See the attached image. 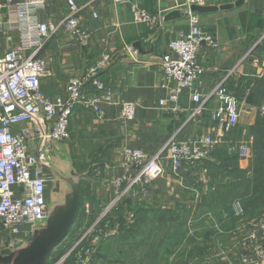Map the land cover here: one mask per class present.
<instances>
[{
	"label": "crops",
	"instance_id": "0c3cea01",
	"mask_svg": "<svg viewBox=\"0 0 264 264\" xmlns=\"http://www.w3.org/2000/svg\"><path fill=\"white\" fill-rule=\"evenodd\" d=\"M4 1L0 0V59L33 39L27 32L29 22L55 24L67 15V0H52L46 9L32 10L27 20H20L17 9ZM75 1L90 40L83 46L60 31L47 41L42 51L47 67L41 91L52 102L65 98L69 80L81 76L107 53L111 60L102 71V79L113 90V99L102 104L103 115L77 109L71 119L70 140L29 143L31 154L45 152L38 168L46 179L47 217L43 225L20 227L19 234L0 227V264L7 256L20 257L63 237L49 254L48 260L53 259L62 246L70 244L69 239L83 233L107 209L117 194L114 180L133 172L125 161L124 149H142L153 155L187 122L194 106L189 91L175 108L160 104L175 88L167 81L161 61L169 44L189 33L191 15L197 14L204 30L215 35L220 44L218 50H202L200 63L205 73L195 87L199 92L207 93L231 74L229 89L243 100L254 86L252 81L264 79V50L249 52L251 43L264 32V0H127L122 5L112 0ZM133 5L152 14V25L134 20ZM87 87L93 92L92 85ZM123 103L136 104L134 120L122 118ZM217 107V101L211 102L205 114L187 124L180 139L214 134L210 112ZM254 107V102L243 105L240 124L246 132L257 128L259 115ZM27 125L33 131L37 124ZM237 130L228 139L239 144L242 140L236 137ZM226 152L227 146H223L210 159L185 164L177 174L168 171L147 196L135 193L110 209L99 225L98 247L86 264H178L184 253L191 255L190 261L198 259L204 264H249L246 260L254 257L255 243L247 234L231 235L227 229L228 235L221 231L204 238L192 233L191 227L206 219H184L182 226L181 220L175 219L176 211L203 207L223 191L228 180L219 172L227 165ZM157 213L174 215V219L159 223L156 216L145 219ZM151 223L154 227L148 230ZM182 232L184 244L180 241ZM118 242L123 246H115Z\"/></svg>",
	"mask_w": 264,
	"mask_h": 264
},
{
	"label": "built area",
	"instance_id": "2783aa9c",
	"mask_svg": "<svg viewBox=\"0 0 264 264\" xmlns=\"http://www.w3.org/2000/svg\"><path fill=\"white\" fill-rule=\"evenodd\" d=\"M52 0H24L19 5L16 0H5V5L17 9L20 20H27L32 10L46 9ZM116 5L127 0H112ZM134 20L152 25L155 18L147 10L136 5L131 7ZM81 8L75 0H67V15L57 23L29 22L28 35L33 39L28 45L10 50L0 59V227L20 233V227L43 225L47 217L45 200L46 179L38 168L45 159L44 150L39 154L29 152V143L38 140L68 141L71 139L70 124L77 109L93 111L103 115V103H111L113 90L102 79V71L111 60L107 53L78 77L69 80L67 96L49 100L41 91V78L46 73V60L42 55L46 43L60 31L69 33L74 41L86 46L90 34L83 29L80 21ZM97 17V14L94 13ZM190 31L172 41L163 55L161 66L168 82L175 88L169 96L160 101L161 105L175 108L180 97L189 91L194 103L189 111L187 122L178 129L153 155L142 149H124L126 163L133 172L115 179L113 184L117 194L97 221L87 228L78 240L64 253H57L49 264H86L93 256L100 242L99 225L107 219L110 209L117 206L125 197L139 193L147 196L154 183L168 171L177 174L185 164L198 163L210 159L220 148L227 146L230 153H238L245 158L247 148L230 141L228 137L240 125L246 97L240 100L229 89L231 74H226L207 93L195 87L205 73L201 63L202 50H218V39L206 32L197 14L189 18ZM264 43V32L251 44L249 52L257 51ZM88 85L94 90L89 91ZM167 85H163L166 88ZM218 107L210 112L215 133L180 139L187 124L196 121L207 111L211 102ZM264 118V94L259 106L254 107ZM252 108V109H254ZM176 110V109H175ZM137 106L123 103L121 116L127 121L134 120ZM28 123L37 124L28 127ZM27 125V126H25ZM51 126L49 131L46 129ZM21 129L16 130L17 127ZM236 215L243 213L241 203L233 205ZM249 229L248 237L254 242L253 256L249 264H264V219L244 225ZM187 264H204L191 260Z\"/></svg>",
	"mask_w": 264,
	"mask_h": 264
},
{
	"label": "rangeland",
	"instance_id": "374dc122",
	"mask_svg": "<svg viewBox=\"0 0 264 264\" xmlns=\"http://www.w3.org/2000/svg\"><path fill=\"white\" fill-rule=\"evenodd\" d=\"M263 50L264 43L256 52L258 54V52L261 53ZM252 83L254 86L249 87L250 91L248 93H251L250 99H253V102L259 106L264 92V82L256 80L252 81ZM256 124L257 128H248L247 132L244 131V127L241 124V126H238L235 135L242 140L238 142L239 146L241 145L247 148V156L242 158L238 153L226 152L225 162H227V165L226 167H223L219 173L227 177V185L219 195L215 194L211 199H208V202H206L203 207L193 210L181 209L176 211L175 219L181 220V226L184 219H206L204 220V223L197 224L196 227H191L192 233L195 234L196 232L198 233V236L204 235V238H206L205 236H209L212 233H220L221 231H224V233L228 235V231L226 230L231 229V235H234L235 233L248 235L249 229L244 228V225L264 219V191L259 194L252 193V189L256 184V182H254V169L257 160L260 157L264 158V118L257 116ZM239 202L243 206V213L241 215H236L233 210V205ZM154 216L158 217V219H156L157 222L158 220L167 221V219H174V215L169 217L167 213L149 214L145 219L154 220ZM208 219H212L211 222ZM237 220H239V222L236 225ZM212 225H215V227H212ZM159 226L160 225H158L157 230H159ZM153 227L154 225L151 223L147 229L149 228L152 230ZM183 231L185 230L183 229ZM159 232L161 231L159 230ZM81 234L82 233H80V235ZM80 235H77L71 240L69 239L68 242L70 244L65 245L64 247L62 246L57 253H64L71 248ZM180 236V241L183 242V240H185V234L182 232V235L180 234ZM200 244H202V248H204V242H200ZM115 246L122 247L123 245L121 242H118ZM199 256L203 255L199 254ZM6 258L11 261L13 260L12 256H7ZM91 258L89 261H91ZM190 259L191 255L185 253L181 254L178 264H187ZM49 262L50 260L47 259L43 264H49Z\"/></svg>",
	"mask_w": 264,
	"mask_h": 264
},
{
	"label": "water",
	"instance_id": "95a60500",
	"mask_svg": "<svg viewBox=\"0 0 264 264\" xmlns=\"http://www.w3.org/2000/svg\"><path fill=\"white\" fill-rule=\"evenodd\" d=\"M61 239L58 241H52L49 244L42 245L35 249L29 250L20 257L13 256L12 261L10 259H3L2 262L4 264H43L48 259L49 254L53 249V246L58 244Z\"/></svg>",
	"mask_w": 264,
	"mask_h": 264
},
{
	"label": "trees",
	"instance_id": "16d2710c",
	"mask_svg": "<svg viewBox=\"0 0 264 264\" xmlns=\"http://www.w3.org/2000/svg\"><path fill=\"white\" fill-rule=\"evenodd\" d=\"M259 82H264V79H262ZM250 94L247 97V102L253 103V99H250L251 98ZM263 94H264V92H263ZM262 137H263V135H262ZM262 145H263V143H262ZM254 179H255L254 182H256V184H255L254 188L252 189V193H254V194L262 193L264 191V158L263 157H260L257 160V164H256L255 169H254Z\"/></svg>",
	"mask_w": 264,
	"mask_h": 264
}]
</instances>
